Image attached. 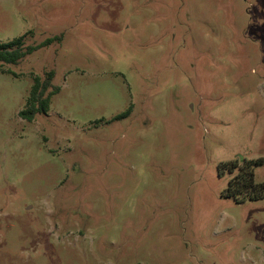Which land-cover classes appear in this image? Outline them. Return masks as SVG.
Returning <instances> with one entry per match:
<instances>
[{"label":"rangeland","instance_id":"1","mask_svg":"<svg viewBox=\"0 0 264 264\" xmlns=\"http://www.w3.org/2000/svg\"><path fill=\"white\" fill-rule=\"evenodd\" d=\"M21 36L62 40L0 72V264H264V198L219 172L264 183V0H0Z\"/></svg>","mask_w":264,"mask_h":264},{"label":"trees","instance_id":"2","mask_svg":"<svg viewBox=\"0 0 264 264\" xmlns=\"http://www.w3.org/2000/svg\"><path fill=\"white\" fill-rule=\"evenodd\" d=\"M26 36L15 38L8 42L0 40V72L8 73L4 70L6 65H17L27 55L34 53L42 47H46L55 41L62 40L61 37L47 39L42 44L36 46H25ZM55 73L48 72L44 79L40 77L34 78V84L31 89L27 105L21 111V117L33 122L37 115L47 114L50 110L52 97L60 92V88L54 85ZM132 108L121 114L119 118L130 115ZM262 163L261 160H242L223 162L219 165L221 175L225 173L232 174L228 186L224 192L227 198H234L238 202L255 201L264 198V183L256 180V167Z\"/></svg>","mask_w":264,"mask_h":264}]
</instances>
